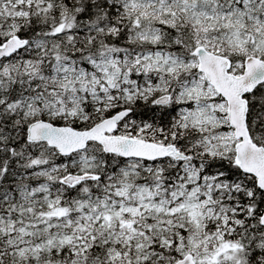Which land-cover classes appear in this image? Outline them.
<instances>
[{"label": "snow or ice", "instance_id": "6c2138e0", "mask_svg": "<svg viewBox=\"0 0 264 264\" xmlns=\"http://www.w3.org/2000/svg\"><path fill=\"white\" fill-rule=\"evenodd\" d=\"M0 264H264V0H0Z\"/></svg>", "mask_w": 264, "mask_h": 264}]
</instances>
